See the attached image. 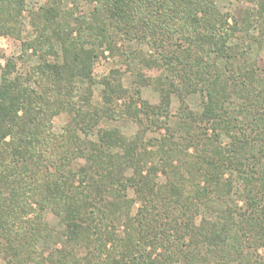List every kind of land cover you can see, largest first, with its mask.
Instances as JSON below:
<instances>
[{"label":"trees","instance_id":"trees-1","mask_svg":"<svg viewBox=\"0 0 264 264\" xmlns=\"http://www.w3.org/2000/svg\"><path fill=\"white\" fill-rule=\"evenodd\" d=\"M89 1L97 7L79 17L62 0L31 11L28 0H0V37L21 41L23 56L32 51L40 60L25 74H16L11 59L0 64V252L6 263L262 264L255 257L264 250V78L246 50L230 43L264 23V0L245 30L216 0ZM25 13L34 30L29 40L23 39ZM132 41L149 46L145 66L170 76L159 89V106L141 100L143 84L125 89L117 71L93 78L104 45L114 53L118 42ZM78 80L100 83L103 105L80 94ZM173 94L181 102L176 128H170ZM193 94L203 100L197 117L186 104ZM62 113L70 120L56 135L52 120ZM120 118L146 127L132 136L100 129L97 140L90 138L104 119ZM150 128L166 133L145 141ZM78 158L86 164L76 171ZM228 170L241 183L244 208L197 224L211 195L221 202L231 195ZM160 173L168 179L164 185L157 182ZM47 210L63 223L66 243L84 248V256L56 251L39 258L36 244L51 236L42 223Z\"/></svg>","mask_w":264,"mask_h":264},{"label":"rangeland","instance_id":"rangeland-1","mask_svg":"<svg viewBox=\"0 0 264 264\" xmlns=\"http://www.w3.org/2000/svg\"><path fill=\"white\" fill-rule=\"evenodd\" d=\"M46 0H28V10H36L40 6L44 5ZM260 0H216L218 7L224 12L230 14L233 18L238 20L239 24L246 29V22L248 20L253 21L256 19L259 9ZM97 2H90L89 0H62V7L64 9H71L75 11L76 16H89L97 7ZM23 39L29 40L34 37V30L31 24V18L28 13H25L23 18ZM263 20L257 21L252 26L249 33L241 32L236 39H233L230 43L231 46L241 45L242 49H245L247 54L248 63L257 68L258 74L264 78V23ZM232 23V20L229 21ZM247 33V34H246ZM241 49V50H242ZM101 53L98 60L94 65L93 78L99 81L103 77L108 76L111 72L117 71L121 77L122 86L128 91L133 92L138 84L141 89V100L146 101L151 107H156L161 104L160 88L163 84H166V80L170 78L166 71H156L149 69L145 66L143 59L149 55V46L136 41L132 42H118L115 48V52L111 53L107 45L101 48ZM22 57V58H21ZM6 59H11L16 65V74H25L27 70L40 62L39 57L33 55L32 51H29L28 56H23L22 42L10 37H0V64L4 68ZM239 62H243L240 58ZM1 77V70H0ZM146 82V83H145ZM77 90L80 94H90L92 96L91 102L94 106L103 105L102 91L103 86L100 83L90 84L85 80H78L76 82ZM121 100L118 103L117 109L120 110L122 105ZM200 94L190 95L186 101V104L193 113L201 114L203 111V102ZM181 102L177 95L173 94L171 97L170 105V128H176L179 123ZM70 115L68 113H62L52 120V130L56 135H61L64 132ZM146 125H141L128 118H120L119 120L104 119L98 128L92 131L90 138L97 140L98 130L100 129H118L126 136H132L141 131V128ZM166 131H161L150 128L146 134V140L149 141L152 138L160 139ZM211 134V132H210ZM184 134L178 133L175 141L181 142V138ZM230 140L227 136H222V142L228 143ZM189 153H193L190 150ZM86 164L85 159L78 158L74 160V169L78 171ZM174 165H179L176 161ZM133 172L127 171L126 176H131ZM225 178H231L234 183V189L229 197L224 202L216 199L214 195H211L206 203L200 208V215L196 217V223L199 224L201 218H206L212 221H218L223 215H227L229 209L244 208L243 203V191L241 183L237 178L235 172L228 170ZM168 179L162 173L159 174L157 182L160 185H164ZM128 197L135 199L136 195L132 190H129ZM140 208V203L137 202L132 210V215H135ZM42 223L44 228L50 233V237L44 240H40L36 244V251L39 258L47 259L48 256L56 251L70 252L74 251L78 256H84L86 251L82 247L69 245L66 243L65 227L60 218L56 216L51 210L44 212L42 217ZM119 237L124 235V227L121 226L118 230ZM259 263L264 264V250L260 249L255 257ZM0 264H7L6 258L3 252H0ZM37 264V263H31ZM45 264H51L45 262ZM174 264H184L182 262H176Z\"/></svg>","mask_w":264,"mask_h":264}]
</instances>
